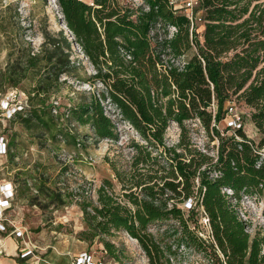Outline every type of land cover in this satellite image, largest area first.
Wrapping results in <instances>:
<instances>
[{"label":"trees","instance_id":"1","mask_svg":"<svg viewBox=\"0 0 264 264\" xmlns=\"http://www.w3.org/2000/svg\"><path fill=\"white\" fill-rule=\"evenodd\" d=\"M56 1L73 41L63 31L45 32L37 52L26 43L10 52L15 58L0 70V92L23 82L34 85L26 91L29 108L7 123L19 118L29 130L49 132L61 125L62 115L54 114L60 106L51 98L65 78L81 79L83 66L71 58L75 43L94 68L90 83L99 82L104 89L67 107V121L89 126L95 141H118V126L103 104L108 100L144 141L131 142L136 153L128 176L113 168L122 193H115L113 181L105 180L97 190L98 205L80 203L87 225L82 240L124 231L138 241L149 264H172L173 247L162 245L149 227L173 221L178 225L177 248L208 256L206 244L217 264H264V232L250 235L231 202L256 197L264 203V159L258 153L264 148V0H199L204 22L193 31L169 0H144L138 9L121 0ZM157 26L162 34H154ZM235 101L251 108L258 143L243 125L227 126L223 134L217 129L227 118L226 105ZM190 120H198L208 132L213 126L219 142L216 160L190 148L185 139ZM171 122L183 135L176 146L168 147L165 135ZM62 132L53 137L62 138ZM7 140L9 157L13 151ZM201 207L209 219L208 240L196 232ZM103 244L115 256L114 245Z\"/></svg>","mask_w":264,"mask_h":264},{"label":"rangeland","instance_id":"2","mask_svg":"<svg viewBox=\"0 0 264 264\" xmlns=\"http://www.w3.org/2000/svg\"><path fill=\"white\" fill-rule=\"evenodd\" d=\"M62 18L56 0H0V70L5 69L10 60L15 58L10 52L20 49L24 43L31 45L35 52L40 50L45 32L58 34L63 31L66 38L73 41ZM169 30L171 35L175 32L172 28ZM162 32L161 26L154 30V34ZM199 36L202 37L201 34ZM188 54L191 55L190 52ZM71 58L83 66L79 74L81 79L65 78L66 82L53 93L51 101H58V115H62L61 125H57V129L49 132L44 128L33 127L29 130L19 118L0 127V135L9 139L13 151L9 157L0 156V184H13L16 193L12 207L5 213L10 232L13 230L12 225L21 227L25 240L29 246L35 247L37 255L59 253L69 258L70 264L86 252L92 254L95 261L106 259L108 262L117 260L120 264H149L138 241L124 231H114L108 236L99 235L92 242L82 240L87 225L80 203L86 201L98 205L97 190L104 185L105 180L113 181L115 193H122V185L116 180L113 168L128 176L136 153L131 142L143 144L144 141L128 123L121 120L118 111L108 100L103 101V104L107 116L118 126V141H95L89 126H80L73 120L67 121V107L77 105L82 97L102 93L104 89L99 82L94 85L90 83L94 68L75 43ZM33 85L23 82L18 89L27 94L26 91H31ZM226 106L237 110L247 136L258 143L260 134L251 121V108L242 101L228 103ZM185 127V139L190 141V148L206 152L216 160L219 142L213 134V126L211 132H208L198 120H190L185 123ZM226 127L227 119L217 124L222 134L226 132ZM57 131H63L62 138L53 137ZM182 135L181 127L171 122L165 135V144L168 147L176 146ZM74 138L78 139L76 144ZM223 191L228 196L233 194L231 190ZM58 195L61 200L57 198ZM231 202L246 223V231L250 235L264 232V203L261 199L243 197L239 203L235 200ZM183 207L186 209V205ZM200 213V228L196 232L206 240L211 239V229L204 220L206 216L202 209ZM176 229L178 225L173 221L155 223L149 227L150 233L162 245L173 247L172 264H217L216 256L206 244L204 248L208 256L193 248H177ZM88 236L91 237V234ZM105 241L114 245L115 256L106 250L103 244ZM63 264H67L66 258Z\"/></svg>","mask_w":264,"mask_h":264},{"label":"built area","instance_id":"3","mask_svg":"<svg viewBox=\"0 0 264 264\" xmlns=\"http://www.w3.org/2000/svg\"><path fill=\"white\" fill-rule=\"evenodd\" d=\"M135 9H138L143 5L144 0H126L124 2ZM170 6L184 14L190 22V30L193 31L198 25L203 24V10L199 0H169ZM174 29V28H172ZM175 30V29H174ZM55 106H59L58 102L54 103ZM29 108L28 95L25 94L18 88H12L7 90L5 93L0 92V127L5 124L8 120L12 119L15 114L23 112ZM54 114H58V109L54 110ZM227 126L232 129H239L242 123V117L234 107H228L227 112ZM8 153V140L4 135H0V156H7ZM264 159V148L258 152ZM4 181V180H3ZM15 198V190L11 183L0 184V233L14 236L19 239L20 245L17 248V256L21 259L35 258L40 261V258L35 252L34 246H29L24 237V232L21 227L12 225L13 230L10 232L9 221L5 218V213L12 207L13 200ZM186 208H189V203L186 204ZM204 212L203 208L201 207ZM205 222L209 223L207 215ZM33 247V248H32ZM6 251L5 238L0 237V255ZM94 256L89 252L82 254L72 264H119L118 262H104L101 260H94Z\"/></svg>","mask_w":264,"mask_h":264},{"label":"crops","instance_id":"4","mask_svg":"<svg viewBox=\"0 0 264 264\" xmlns=\"http://www.w3.org/2000/svg\"><path fill=\"white\" fill-rule=\"evenodd\" d=\"M1 236L5 238L6 251L0 255V264H63L64 258L67 259V264H70L69 258L61 256L59 253L55 254L53 252L46 255L38 254L37 256L40 258V261H37L35 258L31 257L27 259H21L17 256V248L20 245V240L7 234L0 233V237Z\"/></svg>","mask_w":264,"mask_h":264}]
</instances>
